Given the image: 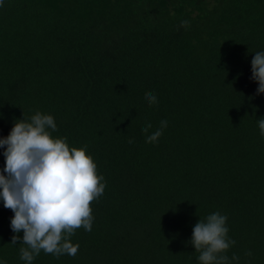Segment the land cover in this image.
Here are the masks:
<instances>
[{"label": "trees", "instance_id": "16d2710c", "mask_svg": "<svg viewBox=\"0 0 264 264\" xmlns=\"http://www.w3.org/2000/svg\"><path fill=\"white\" fill-rule=\"evenodd\" d=\"M258 51L264 0H0V137L52 115V135L86 145L106 181L92 230L70 238L76 256L41 250L33 264H199L193 227L215 212L230 264H264ZM13 216L0 199V261L25 264Z\"/></svg>", "mask_w": 264, "mask_h": 264}, {"label": "clouds", "instance_id": "9594fccd", "mask_svg": "<svg viewBox=\"0 0 264 264\" xmlns=\"http://www.w3.org/2000/svg\"><path fill=\"white\" fill-rule=\"evenodd\" d=\"M182 25L187 26L188 21ZM251 65V79L259 85L256 94H264V51L255 53ZM145 98L150 105L158 102L151 92H146ZM257 123L264 137V118ZM167 125L168 121L162 120L160 128L148 134L152 125L147 123L142 129L146 142H158ZM56 130L54 117L37 111L30 118L17 120L9 135L0 137V148L6 146L5 167L0 169V199L14 213L11 243L22 241L20 244L26 245L19 249L25 264H33L41 250L56 258L65 254L75 257L79 244L74 245L70 238L82 226L85 231L92 230L90 203L106 187L104 176L97 174V165L87 154V146L70 149L66 137L52 135ZM128 142L133 143L131 139ZM227 219L215 212L194 225L189 243L199 253V264H230L226 253L236 241L228 236ZM231 259L239 257L233 255Z\"/></svg>", "mask_w": 264, "mask_h": 264}]
</instances>
